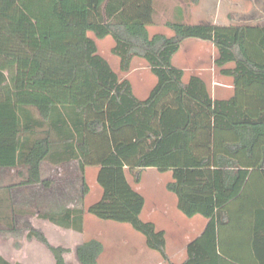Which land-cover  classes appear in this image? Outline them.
I'll use <instances>...</instances> for the list:
<instances>
[{"label": "trees", "instance_id": "obj_1", "mask_svg": "<svg viewBox=\"0 0 264 264\" xmlns=\"http://www.w3.org/2000/svg\"><path fill=\"white\" fill-rule=\"evenodd\" d=\"M155 4L156 0H0V168L24 166L27 176L21 185L48 189L53 180L42 178L44 163H75L82 188L79 203L48 207L39 218L78 233L84 231L86 213L129 224L144 236L148 249L175 264L166 251L165 231L142 220L145 197L127 176L134 169L171 172L173 180L166 188L177 197L180 212L208 220L202 235L187 246L188 258L181 264H223L219 234L232 229L252 234L253 259L264 264V63L247 49L249 33L255 32L256 47L264 55V25L224 29L167 21L172 36H151ZM89 33L114 40L112 53L122 72L130 71L135 58L147 62L156 84L145 99H139L131 82L121 79L98 54ZM190 39L216 48V65L237 88L233 97L213 98L197 75L185 80L174 58ZM171 94L174 105L161 109ZM90 96L112 105L107 119H88ZM202 116L210 118L215 144L223 147L214 155L215 167L208 157L198 159L192 152ZM125 127L134 129L135 138L116 143L100 161L97 183L102 196L85 209L86 160L92 154L88 136ZM141 144L146 152L127 167ZM249 215L253 220L245 219ZM29 237L52 254L55 264H66L69 248L52 245L41 231L31 230ZM103 252L104 245L91 239L77 246L76 257L80 264H98ZM0 264L12 263L0 256Z\"/></svg>", "mask_w": 264, "mask_h": 264}, {"label": "rangeland", "instance_id": "obj_2", "mask_svg": "<svg viewBox=\"0 0 264 264\" xmlns=\"http://www.w3.org/2000/svg\"><path fill=\"white\" fill-rule=\"evenodd\" d=\"M155 10L154 25L149 28L151 36L159 33L172 36L173 32L165 26L167 21H178L186 24L209 23L224 29L264 25V0H156ZM89 36L96 42L98 54L108 61L121 79H127L131 82L139 99H145L156 84V77L151 73L147 62L135 58L130 71L124 73L120 69V60L112 53L115 46L114 40L111 37L98 39L93 33H89ZM254 36L255 32L249 33L247 49L257 62L263 64L264 55L256 47ZM217 58L218 52L211 43L190 39L183 43L180 52L174 58V65L185 71L186 81L192 75L201 77L206 82L212 97L214 96L217 99L228 98L235 95V90L224 92L219 89L213 90V82L234 84L232 79H227L221 74V69L216 65ZM88 84L89 89H92L94 79L91 75ZM174 96V94H171L166 99L169 100ZM111 108L112 105L107 101H94L90 96L87 117L88 119H107ZM199 122L202 127L192 144V151L196 156H205L210 159L216 153L222 152L223 147L221 144H215L210 118L202 116ZM154 123L157 125V120ZM134 138L135 131L132 127L120 131H108L100 135L89 134L88 139L92 154L86 160V181L89 193L83 198L85 209L96 203L102 196V189L97 183L100 161L110 152L114 144L117 142H131ZM145 152V145L141 144L139 153L133 158L134 160L126 163L127 167L133 166L136 160ZM7 175L16 176L15 174ZM79 176L75 163L63 166H52L49 163H44L42 165V178L53 180V186L48 189L40 185L30 188L31 195L38 200L39 211L57 204L69 207L77 205L82 197ZM127 176L133 188L146 198L147 207L145 214L142 215V220L152 221L156 224L158 230L164 229L166 231V251L168 254L171 255L174 251L182 249L187 242L199 236L202 228L200 226L205 224L203 217L197 216L190 220L176 208L178 219L175 218L174 221H171L158 211L162 205L164 211H169L170 217L174 215L175 205L173 199L176 201V198L174 194L166 189V185L172 179L171 173H160L152 168L146 170L134 169L128 171ZM138 178L140 182H137ZM22 180V178H15L11 182ZM236 217L239 218V214ZM84 220V231L82 233L69 231L62 234L63 232L58 227L41 219L36 224L37 229L48 236L47 238L52 244L68 246L72 249L71 253L67 255L68 264H79L75 247L91 239L99 240L105 248L98 264H158L162 261L161 255L148 249L145 245L144 236L136 232L129 224L101 221L88 213H86ZM188 221L195 222L197 227L195 229L190 228ZM223 234H226L225 239H221V249L224 256L229 260H233L236 264H248L250 258L247 242L241 237L242 233L235 232V229H232L223 232ZM228 235L232 237L229 238L231 239L230 243L229 240L227 241ZM39 248V256L43 262L41 264H45L47 255L53 263L52 255L41 243ZM250 250L252 251L251 248ZM182 257L183 254H178L174 260L181 261Z\"/></svg>", "mask_w": 264, "mask_h": 264}, {"label": "crops", "instance_id": "obj_3", "mask_svg": "<svg viewBox=\"0 0 264 264\" xmlns=\"http://www.w3.org/2000/svg\"><path fill=\"white\" fill-rule=\"evenodd\" d=\"M225 78L231 79L228 77H225ZM212 86H213V90L219 89L221 92L222 91L224 92L226 90H235V94H236L237 88H236L235 84L232 85L230 83H225V82H213ZM233 96H230L228 98H221V99H229ZM213 98H214V96H213ZM215 99H217V98H215ZM173 105H174V97H171L169 100L165 99V101L162 103L161 109H163L167 106H173ZM199 119H198V123L200 124V128L198 129V132L200 131V129L202 127L201 123L199 122ZM211 125H212V122H211ZM125 128H128V127H125ZM125 128H123V129H125ZM212 129L214 131L213 125H212ZM231 136H233V135H231ZM193 142H192V144H193ZM191 148H192V145H191ZM194 156L198 159L205 157V156L200 157V156H196V155H194ZM210 164L212 167H215L214 157L210 158ZM167 173H171V172H167ZM7 174H15L16 176L11 175L12 176L11 177V176H8ZM26 176H27V168L24 166L18 167V168H0V256L12 264H41L43 262L39 256L40 255V248H39L40 242L36 238L29 237V233L31 230L39 231L37 229V224H36L38 222V220H40V218H39V212H40L39 211V203H38V200L34 199V197L31 195L32 193H30L31 192L30 188H32L35 185H21L23 183V181L25 180ZM171 176H172V173H171ZM15 178H22L23 180L11 182V180H14ZM172 180L173 179H171V181ZM166 187H167V185H166ZM7 188H11L10 192H7ZM175 198H176V201H175V199L172 198L174 201V205H175V208H174L175 212H174L173 217L169 216L168 210L164 211L162 209V208H164V207H162V205L158 209L160 214L165 215L168 218V220H171V221H174L175 218L178 219L177 215H176L177 214L176 208L180 212V210L178 209V199L176 196H175ZM145 200H146V198H145ZM48 207H51V206H48ZM146 207L147 206L145 204V208L142 212V215L145 214ZM142 215H141V218H142ZM197 216H200V215H197ZM197 216H195V217H197ZM195 217L189 218V219L192 220ZM245 219L246 220H253L252 217H250V215L247 216V218H245ZM149 222H152V221H149ZM48 223H50V222H48ZM152 223H154V222H152ZM8 224L14 225L15 229L12 230L11 226H9ZM188 224H189L190 228L195 229L197 227V224L195 222L188 221ZM207 224H208V220L205 219V224L201 225V226L199 225L202 228L200 229L201 232H200L198 237H200L202 235ZM52 225L55 226L54 224H52ZM56 227H58V226H56ZM58 228L61 230V232H63L62 234H66L65 232L72 231V230H67V229L60 228V227H58ZM162 230L165 231L164 229H162ZM73 232H75V231H73ZM165 233H166V231H165ZM225 235L223 233H220L219 234L220 239H223V238L225 239ZM46 237H48V236H46ZM198 237L194 238L193 240H190V242H187V244L182 249H180V250L178 249L177 251H174L173 253H171V255L168 254L170 261L175 263V264H181V263L185 262L188 258L187 251H186L187 246L192 241L197 239ZM241 237L244 239L245 242H247L248 254H249V258H250L248 264H257L256 261L253 259L252 251L250 250L252 234L242 233ZM227 238H228L227 241L229 240L228 242L230 243L231 239H229V238H232V237L228 235ZM49 242L52 244V242L50 240H49ZM81 244H79V245H81ZM52 245H54V244H52ZM79 245H77V246H79ZM54 246H56V245H54ZM61 246L69 248L70 249L69 253H71L72 249L70 247L63 246V245H61ZM77 246L75 247V254H76ZM104 251H105V248H104ZM68 254H66V257H65L66 258V264H68V261H67V255ZM178 254H183L181 261H175L174 260ZM223 257L226 259V261L223 264H236L233 260H229L225 256H223ZM52 258H53V263L51 262L50 257L47 255L45 264H55L54 257L52 256ZM158 264H168V263L162 259V261L159 262Z\"/></svg>", "mask_w": 264, "mask_h": 264}]
</instances>
